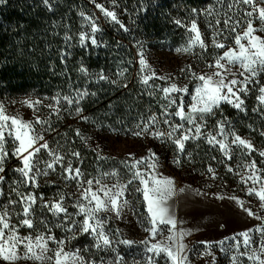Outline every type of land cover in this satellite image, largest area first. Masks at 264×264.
Returning a JSON list of instances; mask_svg holds the SVG:
<instances>
[{
	"label": "rangeland",
	"instance_id": "rangeland-1",
	"mask_svg": "<svg viewBox=\"0 0 264 264\" xmlns=\"http://www.w3.org/2000/svg\"><path fill=\"white\" fill-rule=\"evenodd\" d=\"M119 1L120 0H115V4H113V0H96V3L102 4L108 10L115 11L117 18L129 29L127 32L122 30L118 24L111 21L110 18L105 17L104 14L95 6V3H93L92 0H79L78 4H76L75 10L79 19L80 30L81 32L89 31L88 22L80 14L84 13L85 16H93L96 19L97 25L101 29V31L97 32L95 35L97 40L102 42L101 47L103 49L112 50L111 48H113L114 41L110 40L111 37L112 39L119 41L120 44L127 45L129 49H134L138 57L136 59V63H138V65L136 66L135 64L133 67L130 81H134L138 84V86L153 92L155 95H158L159 98L156 103H159L161 113L154 112L152 113V116H156L158 118L156 128L159 131H170L169 126L163 123V112L165 107L168 106V111L170 113H174L176 111V104L182 103L185 113L187 114L190 111L191 105L195 103V100L193 99L195 89L199 87L201 83L193 76V73H195L196 76H199L216 71L215 68L208 67V65L215 62V60L213 62H208V59L210 57V59H212V50L216 47H212L213 49L211 48L209 39L200 26V14L195 12L189 17H182L179 19L183 25H178L181 27L180 32L183 36V41L167 45H156L149 42H136L135 37L140 35V33L137 31L136 27H132L131 24L127 22V17L131 16L132 11L134 12L132 16L140 14L134 10V8H136L135 3H137V0H129V2L125 5H122ZM138 1H140L144 8L142 13L146 14L150 4L159 6L160 2L163 0ZM217 2L219 4L218 8L222 13H231L234 19L241 20V25L236 28L233 35L236 36L237 33L242 34L247 23V18L243 16V9L247 6H234L230 10L228 5L230 3H234V0H217ZM193 19H195L197 28L201 33V37L205 45H207V50L200 48L199 44H196L193 45L191 50L188 52H178L176 49L188 47L190 40L195 35L188 30ZM253 26L255 28H259L260 21L254 19ZM255 34L264 37V32L257 31ZM242 43H247V41H242ZM235 47L236 45L233 44L229 48ZM140 54H143L147 65L143 72L141 71V65L139 63ZM205 63L207 64L206 67ZM121 66L120 71L124 72V69H128V67H130V62L127 64L121 62ZM237 68L238 66L233 67V72H236ZM149 74H154L153 78L149 80L148 85H144L141 82V77ZM257 79L259 80L258 84L254 83L249 85L250 91L245 97V106H247L248 100L251 99L255 93V101L257 104H251V106L259 108V102L257 100V96L259 95L258 88L261 85H264V73H261ZM172 83H175L178 87H186L188 91L187 93H172V97L178 98L176 100V104L169 106V102L164 98V93L161 89L169 87ZM37 100L38 99L24 98L15 102L0 101V105L4 106L5 114L9 116H19L22 121H35L37 117L41 120L47 121L48 124L46 125H35L36 130L44 136V140L39 141L36 146L39 147L40 143L47 142L51 150L59 153L63 157L61 163L64 167L71 164L73 169L77 167L80 168L83 174L82 179L85 182L83 187H87V180L93 181V191H96L98 188V185L95 183L97 180L100 181L101 185H106L108 187H112L115 184L123 185L127 183L128 179L132 176V172L125 167V162L131 164L134 160L143 159L145 163L138 166L142 172L151 173V176H155L157 178L171 179L173 181L174 191L168 199V205L171 208L177 222V227L174 230L175 233H185L183 238L179 240V243H182L185 246L187 264H232V255L238 256V264H253V262L248 260L246 257L239 255V253L245 252L246 249L241 243V247L239 248V251H237L234 246L236 241L233 240V236H236L237 240L242 242L243 237L239 234L247 231L251 237L252 247H258L259 243L262 242L261 234L257 232V229L261 226L262 220L257 219V217L264 218V207L261 206V201L255 195H248V189L250 187L258 188L259 184L253 185L252 181H249L246 184L242 179V177L246 178L247 175H250L246 166L252 161H255L256 169L259 170L257 175L263 177L262 170L256 165V159L259 158V156L256 155L257 151H253L249 154L243 148L232 146L231 159H228L224 156L219 147L216 146L219 150V155H221L222 158L224 157L226 162H229L233 166V170L235 164H240V167H237L240 172L236 175V177H239L237 180V183L239 184L238 186L234 187L233 185L223 183L221 179H219V172L215 173V176L211 174L210 176H205L197 181L193 180L192 182L190 176L183 173V169L180 173L177 172V170L176 172H173L171 170L173 168L165 161L161 160L157 155L155 171L147 168L146 164L152 163V161L148 159L150 153H147L150 152L151 149L149 148L148 151H145L143 148V135L137 136L134 134L136 132L133 133L125 128L124 131H120L118 134L108 136V139L105 137L106 141L103 146H106V150L103 146L98 144L102 147V154L100 153V156L103 157V160L101 161L103 165L101 166L100 171L94 168V174L89 171L87 165L85 164L87 154L82 156L81 153V157L79 156L75 162L69 152L62 151L55 146L53 141L50 140L51 136L48 129L51 123L55 121H52L54 118H51V116L47 114L46 109H48V107L43 105V102L40 100L39 101L41 103L35 106V110L28 107L24 103V101L35 102ZM223 105L229 104L222 102L220 107ZM229 106L233 108L231 105ZM217 110L218 109H214V115H208L205 117L207 126L202 129L200 139H190V142L195 144L203 142L205 140L206 133L216 135L217 130L214 132L212 127L213 122L218 120L216 115ZM167 118L172 124L184 123L185 128L189 126L186 122L181 121L179 117L169 116ZM72 122L73 121L70 120L67 125L72 124ZM78 124L79 135H82L81 138L83 137L84 146L88 147L89 150L94 147L96 143H101V141L103 142V138H96V132H93V134L88 133L87 122H85L84 119H82V121ZM93 131H95V129H93ZM90 133H92L91 130ZM176 135H179V133H176ZM219 138L220 137H218V139ZM241 138L247 140L244 137ZM231 139L232 137L230 136L228 140L229 144H231ZM148 141L157 142L159 144L157 149L160 150L162 149V146L166 144L167 140H161L152 136L148 139ZM189 141H186L185 145ZM168 142L170 143H167L168 145H174L171 141ZM250 142L254 146L253 142ZM131 145H136V147ZM157 149L154 151H157ZM186 150L187 148L185 147V151ZM108 155L118 157L120 160L118 162L109 161ZM178 155L180 158V161L178 162L179 167L185 166L187 162H181V156H183V153L178 152ZM37 158L41 161V167L44 166V162L51 159L47 150L44 149H41V151L37 154ZM10 159H14V162L17 163L13 165L12 171L13 169L21 166L18 159L9 158L8 160ZM214 163L217 165L216 167H222V165L220 166L218 159H216ZM11 164H13V161ZM9 166L6 167L5 164L6 169L9 168ZM48 171L49 174L47 176H41L38 179V187L25 188L21 186L19 190L22 192H34L37 195V208H39V198L41 196L45 202L58 200L61 196H63L64 204L68 207L69 212H76L77 209H75L72 205L79 200L82 190L81 187L78 186L77 181L64 178V172L61 164H57L55 166V171ZM112 172H117L118 175H110ZM151 176L149 178H151ZM6 177L7 181L4 185L5 193L3 197H0V204L3 205H7L9 199H16L15 193L9 191V186H15L11 184V181L19 178V173L10 172V175H6ZM137 188H143L139 179L128 185L125 192V198L128 200V203L123 207L119 217L111 211L101 212L99 214L101 217H108L105 225V231L112 239V247H104L102 250L97 249L94 246L96 241L93 236L83 232H79L75 235V237H73V234L65 231L64 228L53 227V234L58 240H65V251H78L84 261L93 260L96 264H101V261H103V264H148L149 258L153 257L154 264H172L165 253L161 252L159 255H155V253L148 252L147 250L151 244L166 241L167 237L169 235H173V233L169 231L170 226L166 224H159L157 226L158 232L155 238H153L150 233L145 230L146 228H150L151 224L146 219L148 215L146 204L143 200L142 193L140 191H136ZM132 191H136L135 193L140 195V199L144 204L145 217L142 222L133 207L134 194H132ZM100 195L103 196L102 193ZM219 197L224 198L220 199ZM231 197H236L237 200H233ZM237 201H243L244 207L251 208L255 213V216H249L243 208L240 207ZM18 210L19 205L16 206V211ZM9 211H12V209L10 208ZM37 215H47L48 220L51 221L52 224H55L56 222V218L52 217L50 213H47V210L38 212ZM15 219L16 218L14 216L13 223H15ZM74 219L80 223L83 221L84 217L82 215H77ZM32 231L33 230L27 228H20L19 234L23 236ZM75 231L76 230L73 229V232ZM120 240H130L133 243L123 244L119 243ZM220 241H224V243L221 245L219 244ZM48 246L51 249L56 248L55 243L50 242ZM21 251H23V249H21ZM51 254L52 253L50 252L49 255ZM0 264H7V262L0 260ZM17 264H40V262L18 261ZM44 264H50V262L45 261Z\"/></svg>",
	"mask_w": 264,
	"mask_h": 264
},
{
	"label": "snow or ice",
	"instance_id": "snow-or-ice-1",
	"mask_svg": "<svg viewBox=\"0 0 264 264\" xmlns=\"http://www.w3.org/2000/svg\"><path fill=\"white\" fill-rule=\"evenodd\" d=\"M5 2L6 0H0V3ZM92 2L95 3V6L105 17L110 18L111 21L118 24L122 30L125 32L129 30L117 18L115 11L106 9L102 4L96 3V0H92ZM42 3L51 10V0H42ZM113 4H115V0H113ZM240 5L247 6L243 9V16L247 18L244 31L242 34H236L234 40L235 48L227 49L213 64L208 65L210 68H215L216 71L199 76L193 73V76L201 83L195 89L193 97L195 103L191 105L190 111L186 114L183 104H176L178 97H172V93H187L188 89L186 87H178L175 83H172L169 87L161 89L164 93V98L169 102V106L176 104V111L174 113L168 111V106L165 107L163 112V123L169 126L170 131H159L156 128L158 118L152 116L139 132L134 133L135 135L140 136L148 133L154 136V138L171 141L176 146L178 152L184 153L185 142L190 139H200L202 129L207 126L205 117L214 115V109H219L222 102L231 105L241 113L247 112L245 97L250 91L249 85L258 84L259 80L257 78L261 73H264V37L255 34L257 31L264 32V0H234V3H230L228 8L231 10L234 6L239 7ZM195 11L194 9L193 12ZM209 14H211L210 10ZM80 15L88 22L89 31L79 34V44L85 48L89 44L101 47L102 42H99L95 35L101 31L96 23V19L93 16H85L84 13ZM254 19L260 21L259 28L253 26ZM175 23L183 26L179 20L175 21ZM215 24L218 26L220 21L217 20ZM224 25L225 28H230L232 32H235L236 28L241 25V20L228 16L224 20ZM188 30L195 34L194 37L190 40L188 47L176 49V51L188 52L196 44H199L200 48L207 50V45H205L201 37L195 19L192 20ZM221 34V30L217 28L212 39V43L216 48H225L224 43L216 39V36ZM65 39L70 40L71 37H66ZM242 41H247V43H242ZM64 55H67V53ZM139 63L143 72L147 66L143 54H140ZM236 66H238L237 71L233 72L232 69ZM80 71L85 75L88 73V69L83 66L80 67ZM153 75L142 76L141 82L144 85H148ZM98 79L107 80L108 77L100 73L98 74ZM258 92L257 100L259 108H253L252 111H259L264 116V85L258 88ZM88 95L89 93L86 90L78 91L75 97L76 103L78 104ZM64 99L68 104L73 103V100L68 97H64ZM24 103L35 110V106L41 102L37 100L35 102L24 101ZM56 104L59 105V99L56 100ZM49 107L53 108L56 114H59L58 107H54L53 105H49ZM76 111L80 112L82 109L77 108ZM169 116L179 117L181 121L186 122L189 126L185 128L184 123L172 124L167 118ZM46 124L48 122L41 120L39 117L35 121L25 122L19 116H9L5 114L4 106L0 105V197H3L5 193L4 185L7 181L5 175L6 161L9 158H16L21 163L20 167L13 169V172L19 173V178L11 181V184L15 186H9V191L15 193L16 199H9L7 205L0 204V260L7 262V264H17L18 261H36L40 262V264H44L45 261L50 262V264H96L93 260L84 261L78 251H65V240H58L56 238L53 234V227L64 228L65 231L72 233L73 237L79 232L92 235L96 241L94 246L97 249L102 250L104 247H112V239L105 231L108 217H101L99 214L111 211L119 217L123 207L128 203V200L125 198L128 185L139 179L143 188H137L136 191L142 193L148 214L146 219L151 224V227L145 230L155 238L158 232L157 226L159 224H166L170 226L169 231L173 233V235L167 237L166 241L151 244L147 248L148 252H153L155 255L163 252L172 264H187L185 246L179 243V240L183 238L185 233H175L174 230L177 227V222L168 205V199L174 191L171 179L157 178L151 176V173L142 172L138 166L144 164L145 161L141 159L134 160L131 164L125 162V167L132 172V176L123 185L115 184L112 187H108L101 185L100 181L97 180L95 183L98 185V188L96 191H93V181L87 180V187H83L85 182L82 179L83 174L80 168L73 169L71 164L64 167L61 163L63 157L51 150L47 142L40 143L39 147L36 146L39 141L44 140V136L36 130L35 125ZM216 129V135L206 133L205 139L213 147L218 146L226 158L231 159L232 146L243 148L249 154L253 151H258L250 141L237 135L231 129L226 119L217 121ZM176 133H179V135H176ZM79 134L77 132V135ZM260 134L264 136V132ZM230 136L232 137L231 144L228 143ZM218 137L220 138L218 139ZM41 149L47 150L51 158L44 162L43 167L40 166L41 161L37 158V154ZM72 155L79 158L80 153L73 152ZM259 155L264 157V151H259ZM148 159L152 163L146 164V167L155 171L156 154L154 152L150 153ZM57 164H61L64 178L76 180L78 186L82 189L79 200L72 205L77 209L76 212H69L68 207L64 204L63 196L51 202H45L41 196L39 198L40 205L37 208V195L32 191L22 192L19 190L21 186L25 188L38 187V179L41 176H47L49 174L48 170L55 171ZM246 167L250 175H247L246 178L242 177L243 182L247 184L249 181H252L253 185L259 184L258 188L250 187L248 195H255L261 201V206L264 207V177L257 175L259 170L256 169L255 161H252ZM228 170L232 171L233 169L229 167ZM208 172L215 176L214 169L211 167L208 168ZM110 175L116 176L118 173L112 172ZM150 176L151 178H149ZM101 193L103 196L100 195ZM219 198L223 199L224 197ZM231 199L237 200L236 197H231ZM237 202L249 216H255L251 208L244 207L243 201ZM17 205H19L18 211H16ZM10 208L12 211H9ZM43 210H47V213L56 218L55 224H52L48 220L47 215H37L38 212H42ZM77 215L84 217L82 222L78 223L74 219ZM14 216L16 218L15 223H13ZM257 219L262 220L261 226L257 229V232L262 237V242L259 243L258 247H252L251 237L247 231L239 234L243 237L242 242L237 240L236 236H233V240L236 241L234 246L237 251H239L241 243L246 249L245 252L239 253L240 256L246 257L253 264H264V218L257 217ZM20 228H27L33 231L22 236L19 234ZM73 229L76 231L73 232ZM50 242L56 244L55 249L49 248ZM119 243L131 244L133 242L130 240H120ZM223 243L224 241L219 242L221 245ZM50 252L52 253L51 255H49ZM231 261L232 264H238V256L232 255ZM101 264H103V261H101ZM148 264H154L153 257L149 258Z\"/></svg>",
	"mask_w": 264,
	"mask_h": 264
},
{
	"label": "trees",
	"instance_id": "trees-1",
	"mask_svg": "<svg viewBox=\"0 0 264 264\" xmlns=\"http://www.w3.org/2000/svg\"><path fill=\"white\" fill-rule=\"evenodd\" d=\"M78 2L79 0H51V10L42 0H6L5 3H0V101L15 102L24 98L42 101L48 107L47 114L55 121L48 129L50 140L62 151L69 152L75 162L77 157L72 155L73 152H79L80 157L81 153L82 156L87 154L85 164L95 174V169L100 171L103 165V157L100 155L105 137L108 139V136L118 134L125 128L133 133L139 132L152 117V113H161V109L159 103H156L159 98L157 94L130 81L133 67L138 65L134 49H129L112 37V50L90 44L85 48L79 44L81 30L75 10ZM119 2L125 5L129 0ZM135 4L134 10L140 14L132 16V11L127 22L140 33L135 37L136 42L167 45L183 41L181 27L175 21L189 17L195 9V13L200 14V26L207 35L211 48L215 47L212 39L217 28L222 32L216 39L224 43L225 48L212 50V59L208 57V62L216 60L234 44L233 32L224 25V20L232 15L222 13L217 0H163L159 6L150 4L146 14L142 13L144 8L140 1L137 0ZM217 20L220 21L218 26L215 24ZM66 37L71 39L66 40ZM121 62H130V67L124 69V72L120 71ZM206 65L205 63V67ZM81 66L88 69L87 75L80 71ZM100 73L108 79L99 80ZM85 90L89 95L77 104V92ZM64 97L72 99L73 103L68 104ZM57 99L59 105L56 104ZM255 103L254 93L248 100L246 113L223 105L216 111V115L217 121L226 119L237 135L253 142L258 149L256 155L259 156L256 165L262 170L264 177V157L259 155V151H264V136L260 134L264 132V116L259 111H252L257 108L251 106ZM49 105L58 107L59 114ZM77 108L82 111L77 112ZM82 119L87 122L89 134L96 132V138H103V142L96 143L90 150L84 146L82 135H77L78 123ZM70 120L73 121L72 124L67 125ZM217 121L213 122L214 132L217 130ZM150 137L152 135L148 133L143 134V148L145 151L150 148L151 151L147 153L154 152L173 168V172L177 170L180 173L183 169V173L190 176L193 182L210 176L212 173L208 172V168L211 167L215 173H220L219 179L223 183L234 187L239 185V177L236 175L240 172L237 168L240 164H235L234 170L229 171V167L233 169V166L206 139L198 144L190 141L186 143L187 150L183 153L184 157L181 156V162L187 163L179 167L180 158L176 146L168 145L170 143L166 141L168 144L158 150L159 144L148 141ZM104 148L106 150V146ZM108 158L112 162L120 160L115 156ZM216 159L222 167H216ZM15 164L14 159L6 161V167L11 165L6 169L7 176L10 172L14 173L12 167ZM135 192L132 191L135 197L133 207L142 222L145 217L144 204L140 195Z\"/></svg>",
	"mask_w": 264,
	"mask_h": 264
}]
</instances>
